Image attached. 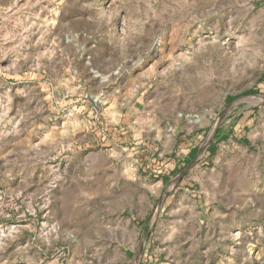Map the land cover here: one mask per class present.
<instances>
[{
  "label": "rangeland",
  "instance_id": "obj_1",
  "mask_svg": "<svg viewBox=\"0 0 264 264\" xmlns=\"http://www.w3.org/2000/svg\"><path fill=\"white\" fill-rule=\"evenodd\" d=\"M0 264H264V0H0Z\"/></svg>",
  "mask_w": 264,
  "mask_h": 264
},
{
  "label": "crops",
  "instance_id": "obj_2",
  "mask_svg": "<svg viewBox=\"0 0 264 264\" xmlns=\"http://www.w3.org/2000/svg\"><path fill=\"white\" fill-rule=\"evenodd\" d=\"M132 112L133 111H127L126 110V118L130 115V114H132ZM106 113H111V111H109V109L106 111ZM131 117V116H130ZM116 137V135L113 133L112 135H111V137H109V136H107L106 138V142H109V141H113L114 140V138ZM111 141V142H112ZM113 143V142H112ZM87 145V144H86ZM127 148L126 149H129L128 148V146H126ZM229 212L230 211H220V212H217V215H220L221 216V218H222V225H226L227 226V216L229 215ZM238 212L239 211H237V214H238ZM205 222L207 223H209V220L208 219H205ZM239 223V222H238ZM201 225V224H200ZM201 227V226H200ZM144 232H145V228H144ZM146 239H148V236L146 237ZM207 243H206V247L208 248V254L210 253V251L212 250V244L211 243H209L208 241H206ZM218 247H220V248H223V249H225L226 248V244H225V241H223V242H221V244H219L218 245Z\"/></svg>",
  "mask_w": 264,
  "mask_h": 264
},
{
  "label": "built area",
  "instance_id": "obj_3",
  "mask_svg": "<svg viewBox=\"0 0 264 264\" xmlns=\"http://www.w3.org/2000/svg\"><path fill=\"white\" fill-rule=\"evenodd\" d=\"M84 98H88L87 94L83 95ZM92 102L96 103L98 101L97 98H89Z\"/></svg>",
  "mask_w": 264,
  "mask_h": 264
}]
</instances>
